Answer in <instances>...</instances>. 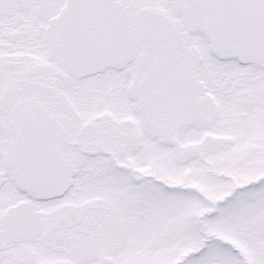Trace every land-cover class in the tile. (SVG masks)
I'll list each match as a JSON object with an SVG mask.
<instances>
[{"label":"snow or ice","instance_id":"1","mask_svg":"<svg viewBox=\"0 0 264 264\" xmlns=\"http://www.w3.org/2000/svg\"><path fill=\"white\" fill-rule=\"evenodd\" d=\"M0 264H264V0H0Z\"/></svg>","mask_w":264,"mask_h":264}]
</instances>
